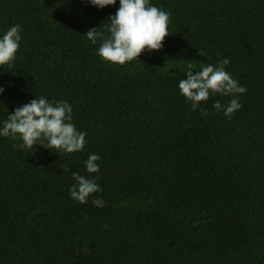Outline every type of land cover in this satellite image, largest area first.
I'll use <instances>...</instances> for the list:
<instances>
[{"label": "trees", "instance_id": "16d2710c", "mask_svg": "<svg viewBox=\"0 0 264 264\" xmlns=\"http://www.w3.org/2000/svg\"><path fill=\"white\" fill-rule=\"evenodd\" d=\"M149 4L170 14L171 35L119 66L85 36L110 35L119 0H0V38L22 29L14 66H0V128L43 96L69 103L87 134L72 154L0 136V264H264V0ZM223 58L242 107L228 119L212 105L232 97L217 94L203 117L179 81L187 62ZM93 153L102 208L69 193Z\"/></svg>", "mask_w": 264, "mask_h": 264}, {"label": "clouds", "instance_id": "9594fccd", "mask_svg": "<svg viewBox=\"0 0 264 264\" xmlns=\"http://www.w3.org/2000/svg\"><path fill=\"white\" fill-rule=\"evenodd\" d=\"M98 9L113 6L116 0H82ZM119 8L114 16L108 17L110 22L107 37L90 29L85 36L96 44L102 38L98 49V56L102 61L123 66L134 60L138 61L147 50L148 52L159 51L163 47L165 38L170 34L168 30L170 14L162 9L151 6L149 0H119ZM21 26L19 24L10 27L0 38V66H14L16 53L20 47ZM230 64L229 58H223L217 65L200 64L195 61L187 62L185 71L186 79H181L178 89L182 97L191 103L193 110L200 109L203 117L209 115L206 109L200 107L201 102H206L211 96L219 94L224 97H232L224 106L217 100L213 105L216 112L223 111L225 117L231 119L233 114L242 107L238 97L247 92L246 87L240 86L239 82L232 78L225 70ZM195 73V74H193ZM4 92L0 88V94ZM72 107L66 101L49 102L41 96L29 103L15 108L12 114H8L7 120L0 128V136L10 138L20 143L13 144V148L32 149L41 146L47 141L46 149L72 154L83 150L86 144V133L78 131L72 123ZM101 157L98 154H90L85 162L88 177L77 172L72 173L76 181L69 189L70 198L80 204H87L92 197L91 203L97 208L104 206L102 198L94 197L95 193L102 192V188L91 174L100 171ZM68 171V169H65ZM43 173V171H41Z\"/></svg>", "mask_w": 264, "mask_h": 264}]
</instances>
